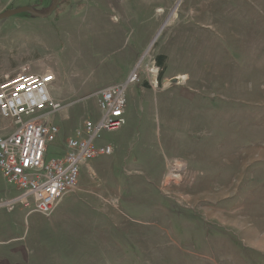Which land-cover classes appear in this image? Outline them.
Masks as SVG:
<instances>
[{"label": "rangeland", "instance_id": "374dc122", "mask_svg": "<svg viewBox=\"0 0 264 264\" xmlns=\"http://www.w3.org/2000/svg\"><path fill=\"white\" fill-rule=\"evenodd\" d=\"M17 1L37 12L54 0ZM157 55V87L141 74L124 125L95 142L118 149L79 166L76 185L98 193L107 220L105 239L75 264H264L226 223L248 216L241 178L264 170V0H57L47 17L0 20V82L55 79L48 91L61 108L46 122L59 132L46 160L64 158L66 141L98 120L95 91ZM8 124L0 117V135ZM0 189L16 190L1 171Z\"/></svg>", "mask_w": 264, "mask_h": 264}, {"label": "built area", "instance_id": "2783aa9c", "mask_svg": "<svg viewBox=\"0 0 264 264\" xmlns=\"http://www.w3.org/2000/svg\"><path fill=\"white\" fill-rule=\"evenodd\" d=\"M149 60L146 72L136 68L124 83L93 94L100 116L95 123L85 121L83 128L66 141L62 159L45 158L47 146L59 132L46 122L61 108L48 91L54 76L24 73L0 82V117L9 122L8 130L0 135V171L18 191L16 197H0V210L12 212L21 204L31 212L51 216L63 195L74 189L79 166L118 149L112 145L96 147L95 142L102 131H114L124 125L126 90L139 82L141 74H147L149 85L157 87L159 67L154 57Z\"/></svg>", "mask_w": 264, "mask_h": 264}, {"label": "crops", "instance_id": "0c3cea01", "mask_svg": "<svg viewBox=\"0 0 264 264\" xmlns=\"http://www.w3.org/2000/svg\"><path fill=\"white\" fill-rule=\"evenodd\" d=\"M26 5L17 0H0V14ZM128 75L123 81L108 86L124 83ZM141 89L145 92V88ZM125 116L126 108L124 119ZM249 176V180L245 177L239 181L243 186L242 196L248 200V216L243 221L235 215L227 216L226 223L234 227L235 236L245 250L264 258L261 246L264 244V170L254 171ZM16 194L17 190L0 189V197L11 198ZM97 194L90 188L75 185L72 191L63 195L49 217L31 212L21 204L12 212L0 210L3 212L0 215V264H75L84 245L105 239L106 207L99 202ZM33 215L38 217L25 234L26 221ZM95 253L102 255V251Z\"/></svg>", "mask_w": 264, "mask_h": 264}, {"label": "water", "instance_id": "95a60500", "mask_svg": "<svg viewBox=\"0 0 264 264\" xmlns=\"http://www.w3.org/2000/svg\"><path fill=\"white\" fill-rule=\"evenodd\" d=\"M56 5H57V0H54L53 1V7L50 8L48 10V12L45 13V14H40V13H38L36 11H32V10H30L28 8H20V9H15V10L13 9V10L6 11L4 13H1L0 14V20L5 19V18L10 17V16L15 15V14L22 13V12H30V13H32L34 15H37V16L47 17V16H49L52 13V11L55 9Z\"/></svg>", "mask_w": 264, "mask_h": 264}, {"label": "trees", "instance_id": "16d2710c", "mask_svg": "<svg viewBox=\"0 0 264 264\" xmlns=\"http://www.w3.org/2000/svg\"><path fill=\"white\" fill-rule=\"evenodd\" d=\"M40 14H45L48 11H37ZM165 61H166V57L164 55H157L155 57V62L156 65L159 67V74H158V80L160 81V79L162 78L164 72H165ZM144 87H146V83L143 84Z\"/></svg>", "mask_w": 264, "mask_h": 264}]
</instances>
